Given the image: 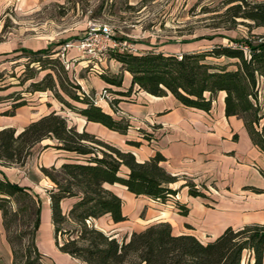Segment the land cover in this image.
Here are the masks:
<instances>
[{"label":"trees","instance_id":"16d2710c","mask_svg":"<svg viewBox=\"0 0 264 264\" xmlns=\"http://www.w3.org/2000/svg\"><path fill=\"white\" fill-rule=\"evenodd\" d=\"M224 3L229 5L227 10L233 23L240 19L249 21L251 28L264 27V0H224ZM230 41L232 43L182 53L155 49L144 52L111 50L121 69L131 75L127 89L114 93L128 95L135 88L155 96L171 94L184 106L208 111L217 92L224 91L225 116L241 118L253 144L264 151V111H260L258 97L259 84L264 83V33L250 34L248 40ZM26 53L27 57H34L32 62H41L39 56L49 54L42 49ZM207 58L230 61L209 62ZM42 64L41 70L45 69V63ZM99 76L110 85L121 86L122 78L115 74L104 72ZM33 78L31 74L18 85L30 80L28 86L33 91L48 89L56 92V82L50 72L39 80ZM76 89H63L70 99L81 104L72 105L61 98L70 110L82 115L86 121L100 123L120 134L127 133L131 126L127 119L114 117L81 91L78 85ZM19 95L13 97L9 93L0 98V102L11 99L7 114L12 115L16 107L25 104L22 94ZM118 101L116 97L107 101L114 113L118 111ZM139 130L143 138H151L149 133ZM44 139L53 140L54 144H45L43 148L52 146L73 154L69 161L57 168L40 167V171L53 183L48 196L53 238L59 251L86 264H242L243 252L247 250L250 255L245 264H264V222L241 228L227 226L205 243L191 234H173L169 223L163 221L140 231H132L127 239L121 240L88 224L89 219L105 214L114 222L126 219L122 214L120 197L105 184L118 183L135 196L143 195L159 202L174 197L177 212L181 215L189 212L187 205L176 197L181 187H187L191 196L206 195L186 176L168 172L162 165L165 157L159 151L140 162L132 152L122 150L85 129L78 131L55 110L29 122L19 132L13 127L0 128V165L22 166L33 147ZM126 143L139 145L136 140H126ZM179 181L182 182L178 188L172 187ZM254 190L259 192L260 189ZM67 197H74L75 201L65 214L60 203ZM13 201H21L22 204L12 209L8 204ZM40 203L38 196L27 187L9 180L0 172V211L6 239L12 249L13 264H17L19 256L10 233L8 214L13 211L12 216L15 217L17 211L28 213L26 229L20 231L17 239L25 235L29 238L25 260L20 264H34L35 260H30L31 251L41 257L35 245ZM67 220L77 224L76 235L59 242L60 225Z\"/></svg>","mask_w":264,"mask_h":264},{"label":"crops","instance_id":"0c3cea01","mask_svg":"<svg viewBox=\"0 0 264 264\" xmlns=\"http://www.w3.org/2000/svg\"><path fill=\"white\" fill-rule=\"evenodd\" d=\"M45 1L0 0V15L14 3L17 6L20 4L30 6L43 4ZM198 42L199 40H196L152 49L182 53L207 48L206 45H199ZM4 51L0 47V53ZM116 63L120 67V63L118 61ZM123 72L121 86H116L114 91H125L129 85L131 75L125 70ZM99 81V87L108 84L100 78ZM82 89L87 91L85 84H82ZM94 89L98 92L97 87ZM224 95V91H218L208 111L184 106L171 94L155 96L135 88L128 95L113 93V97L119 99L118 111L115 113L106 100H104L106 106L104 108L95 102L114 117L129 121L131 126L126 134L110 130L97 122L86 121L78 114L80 121L74 123L78 131L85 129L122 150L130 151L140 162L148 159L155 151H159L165 157L162 165L168 172L186 176L196 186L203 185L206 189L205 195L207 193L212 198V202L207 203V197L191 196L187 192V187H181L176 197L189 208L187 215H181L177 212L175 199L171 197L163 203L143 195L135 196L118 183L105 184L120 197L122 214L126 219L114 222L108 214H105L91 218L87 223L121 240L127 239L132 231H140L150 224L163 221L169 223L173 234H191L203 243L214 239L227 226L241 228L245 225L262 224L264 222V151L253 144L241 118L236 115L225 116ZM205 96H208V93H205ZM1 104L5 106L4 109L11 108L10 101L0 102V106ZM33 108L23 104L16 107L12 115L0 114V128L13 127L19 132L29 122L54 110L50 107H42V104ZM139 129L149 133L151 138H143ZM108 132L115 134L116 137H111ZM126 140L139 141V145H130ZM45 144H54V142L50 139L42 140L33 147L32 153L22 166L0 165V172L9 180L27 187L40 198L44 206L45 211L40 213L41 222L35 235V245L41 254L42 262L86 264L59 251L54 243L48 196V190L53 187V183L40 171V167L57 168L61 163L69 161L73 154L52 146L43 148ZM179 182L172 184V187L178 188ZM254 189L260 190L258 192ZM74 201V197L62 199L60 203L62 212L66 214ZM172 201H174L173 206L170 205ZM142 211L144 216L141 218ZM155 211L159 214L156 215ZM168 215L170 217L166 218ZM42 228L47 230L46 236L38 238L37 233ZM244 254L249 257L250 252L245 250ZM50 256L52 261L49 260ZM0 264H13L12 249L6 239L1 211Z\"/></svg>","mask_w":264,"mask_h":264},{"label":"rangeland","instance_id":"374dc122","mask_svg":"<svg viewBox=\"0 0 264 264\" xmlns=\"http://www.w3.org/2000/svg\"><path fill=\"white\" fill-rule=\"evenodd\" d=\"M228 6L224 0H46L43 4L30 6H17L14 3L0 15V47L5 50L0 53V98L9 93L18 97L21 93L27 107L35 109L42 104V107L53 108L66 118L69 125H74L80 121L78 113L70 110L61 98L72 105L81 104L70 99L63 89L78 90V85L85 92L82 89V84H85V93L103 108L106 107L104 99H112L116 86L107 84L99 87V74L106 72L124 77L111 50L144 52L159 46L168 47L196 40H199V45L210 48L216 44L232 43V39L248 40L250 34L264 33L263 27L251 28L250 22L246 20L237 19L233 23ZM91 23L109 27L110 40L104 42L106 50L99 51L95 47L90 51L88 47L79 45V41L88 37ZM39 49L49 54L39 56L41 62H32L34 57H27L26 51ZM207 61L225 63L230 60L207 58ZM42 62L45 63L43 70L40 69ZM47 72L55 79V93L48 89L33 91L28 86L30 80L18 85L31 74L34 76L33 80H39ZM262 86L264 87V83L259 84L258 91L261 112L264 111ZM103 90L108 92V97L101 98ZM4 107L1 104L0 114L9 115L7 113L10 108ZM108 133L111 137H116L115 134ZM197 187L205 193L203 185ZM206 197L207 203H211V196L206 193ZM20 204L21 201H13L8 205L15 209ZM41 211H45L42 203L40 213ZM12 214L13 211L8 214L10 233L19 256L17 264H20L25 260L29 238L27 235L17 237L20 231L26 229L28 213L17 211L15 217ZM143 214L142 211L141 218ZM155 214L158 215V211ZM60 226L62 230L58 236L59 242L76 235L78 226L73 221L67 220ZM46 233L47 230L42 228L37 236L45 237ZM247 258V254L243 252L242 264H245ZM30 260H35L34 264H44L42 257L36 256L33 251ZM49 260L52 261V256Z\"/></svg>","mask_w":264,"mask_h":264},{"label":"built area","instance_id":"2783aa9c","mask_svg":"<svg viewBox=\"0 0 264 264\" xmlns=\"http://www.w3.org/2000/svg\"><path fill=\"white\" fill-rule=\"evenodd\" d=\"M91 31L88 33V37L86 39H83L79 41V45L81 47H88L90 51H93L94 48L96 47L97 50H106L107 45L106 42L107 40H110V29L107 25L104 24H96V23H91L90 25ZM113 45H116L115 41H112ZM67 46V44H66ZM131 51V50H129ZM135 52V51H132ZM68 64H66V67ZM108 97V92L103 90V93L101 95V98L103 97ZM106 100V99H104ZM108 101V100H106ZM174 199V197H172ZM172 206L174 205V201L171 202Z\"/></svg>","mask_w":264,"mask_h":264}]
</instances>
